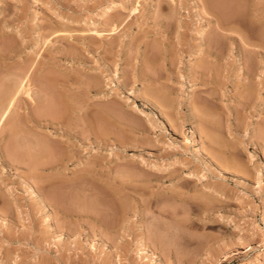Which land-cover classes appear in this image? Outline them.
<instances>
[{"label": "rangeland", "instance_id": "rangeland-1", "mask_svg": "<svg viewBox=\"0 0 264 264\" xmlns=\"http://www.w3.org/2000/svg\"><path fill=\"white\" fill-rule=\"evenodd\" d=\"M18 77L0 264H264V0H0Z\"/></svg>", "mask_w": 264, "mask_h": 264}, {"label": "bare ground", "instance_id": "bare-ground-1", "mask_svg": "<svg viewBox=\"0 0 264 264\" xmlns=\"http://www.w3.org/2000/svg\"><path fill=\"white\" fill-rule=\"evenodd\" d=\"M228 1V0H227ZM210 2V1H209ZM224 3V2H223ZM221 4V3H220ZM227 4V3H226ZM227 7H230V6H227ZM215 9V8H214ZM228 9V8H227ZM111 10V8L109 7V6H107V7H105L104 9H103V11L104 12H109ZM229 10V9H228ZM235 10V9H234ZM223 11H224V9H223ZM230 11V10H229ZM228 11V12H229ZM239 11V10H238ZM103 15V14H102ZM222 16V15H221ZM228 17V16H227ZM232 24V23H231ZM202 32H204L203 31V29L201 30ZM200 34H201V32H200ZM40 42H42V41H40ZM40 42H37V45H36V47L37 48H39L38 46H40ZM214 45V44H213ZM42 46V45H41ZM35 47V46H34ZM35 47V48H36ZM41 48V47H40ZM208 48V47H207ZM214 48V47H213ZM209 54H210V52H209ZM213 55V54H212ZM214 57V56H213ZM25 77V76H24ZM24 77L23 78H21V77H18L19 78V81L17 82H13V86L14 87H11L12 89H10V90H12L11 92H10V90H8V91H6L5 93H4V96L5 97H2V98H0V100L1 99H3V100H1L0 101V129L1 128H3V124L5 123V121L7 122V120H8V118L10 117V114H11V112L12 111H14L13 113H19V111L20 110H23L24 108L22 107L23 106V104H22V106L20 105L22 102H20L21 100H23V99H19V97H20V95H22L23 96V94L24 95H26V98H29L30 99V101H32V102H34L33 100V95H35V94H30V91L32 90V88L30 89V87H31V85L29 84L30 82H29V80L30 79H28V81L26 80V79H24ZM22 79V80H21ZM26 80V81H25ZM29 82V83H28ZM14 83H16V84H14ZM27 84H29V85H27ZM11 85V86H12ZM7 86V85H6ZM9 86H10V84H9ZM14 88V89H13ZM3 91V90H2ZM32 92V91H31ZM3 95V94H2ZM1 95V96H2ZM0 96V97H1ZM45 98V97H44ZM24 101H26V100H24ZM42 102H43V100H42ZM47 102V101H46ZM51 102V101H50ZM35 103V102H34ZM19 105L20 107H17V108H21V109H16V105ZM26 104H30V103H27L26 102ZM32 104V103H31ZM41 104V103H40ZM42 104H44V103H42ZM46 104V103H45ZM17 105V106H18ZM25 105V104H24ZM35 105V104H34ZM34 107V106H33ZM40 107V106H39ZM14 108H15V110H14ZM23 108V109H22ZM18 111V112H17ZM42 111V110H41ZM46 111V110H45ZM22 115V114H21ZM20 115V116H21ZM35 115V114H34ZM13 116V115H12ZM15 117V116H14ZM36 117V116H35ZM20 119V118H19ZM17 119H16V117H15V120L14 121H16ZM23 120V119H22ZM13 121V123H15V124H12L11 123V125H9L10 123L8 122V124L7 125H9V127L11 126V127H13V125H19L18 123H16V122H14ZM12 122V121H11ZM10 127V128H11ZM14 128V127H13ZM12 128V129H13ZM17 129V128H16ZM210 132V131H209ZM212 135V134H211ZM16 136V135H15ZM211 137V136H210ZM214 138V137H213ZM213 138H211V139H213ZM214 140V139H213ZM26 141V140H25ZM212 141V140H211ZM213 142V141H212ZM215 143V142H214ZM200 144V143H199ZM45 145V144H44ZM23 146V145H22ZM27 146V145H26ZM215 147H216V145H214ZM36 147V146H35ZM15 148V147H14ZM33 148V147H32ZM41 148V147H40ZM44 148V150H42L41 149V152L42 153H48V151H46V152H44L45 150H47V146H46V149H45V146L43 147ZM29 149H31V148H29ZM39 149V148H38ZM49 149V148H48ZM216 148H214V150H215ZM32 150V149H31ZM217 152H218V150H216ZM215 151V152H216ZM25 152V151H24ZM32 153V152H31ZM18 154H21V153H18ZM36 154V153H35ZM52 154V153H51ZM44 155V154H43ZM48 156H49V154H47ZM20 156H22V155H20ZM47 156V157H48ZM18 157V156H17ZM51 157V156H50ZM13 159V158H12ZM23 159H25V158H23ZM9 160V159H8ZM21 160H18V163L20 162ZM24 161V160H23ZM23 161H21L19 164H18V166H21V168H22V166L23 165H21V163L22 164H24V162ZM12 162V161H11ZM32 162H34V161H32ZM8 163V162H7ZM13 163V162H12ZM15 163V162H14ZM13 163V164H14ZM16 163H17V161H16ZM27 163L30 165L31 163H30V160H29V162L27 161ZM26 162H25V166H26V164H27ZM42 162H41V160H40V162L38 163V164H40V165H42L41 164ZM25 166H23V167H25ZM35 167V168H38V166L36 165V161H35V163H33L32 164V167ZM33 170V169H32ZM35 193H37V192H35ZM41 196V195H40ZM45 201V200H44ZM61 205V204H60ZM254 258H256V257H249V255H246L245 257H243V259H246V260H252V259H254Z\"/></svg>", "mask_w": 264, "mask_h": 264}]
</instances>
